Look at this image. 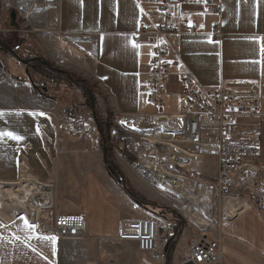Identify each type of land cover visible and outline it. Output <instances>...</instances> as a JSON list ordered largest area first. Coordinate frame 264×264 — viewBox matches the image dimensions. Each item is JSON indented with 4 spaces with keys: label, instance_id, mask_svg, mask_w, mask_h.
<instances>
[{
    "label": "crops",
    "instance_id": "1",
    "mask_svg": "<svg viewBox=\"0 0 264 264\" xmlns=\"http://www.w3.org/2000/svg\"><path fill=\"white\" fill-rule=\"evenodd\" d=\"M16 4L24 5L21 15L28 19L32 7L28 9L25 2ZM166 9L172 14L169 19ZM34 13L43 54L68 72L94 82L103 114L109 110L122 114L157 112L156 105L148 100L146 81L153 47L145 40L159 26L172 24L182 30L181 19L198 22L199 30H182L161 39L163 45L172 48L165 58L172 64L165 113L182 110V74H192L207 88L222 81L254 78L264 86V0H222L218 14L206 12L205 0H174L167 5L157 0H50ZM215 25L223 31L221 42L212 38ZM14 63L12 58L9 64L15 67ZM5 72L0 73V131L23 139L0 138V184L15 182L24 161L36 177L56 183L59 213L86 217L87 236L55 242L42 239L35 229L25 227V219H15L0 201V264H68L77 252L76 242L87 240L102 248L104 239H116L122 220L138 212L126 206L132 197L112 175L100 137L81 139L58 130V115L70 106L85 104L84 93L74 85H55L54 80L38 88L30 74H19L10 65L5 66ZM167 107L171 111L166 112ZM260 120L258 115H239L241 138L257 140L249 136L262 133ZM100 142L101 149H97ZM260 146V165L264 168V146ZM62 198L64 206H59L57 200ZM214 237L222 240L225 264H264V219L252 207L226 219L223 232ZM177 246L173 257L182 264L186 251L176 255ZM88 264L94 263L90 260Z\"/></svg>",
    "mask_w": 264,
    "mask_h": 264
},
{
    "label": "built area",
    "instance_id": "2",
    "mask_svg": "<svg viewBox=\"0 0 264 264\" xmlns=\"http://www.w3.org/2000/svg\"><path fill=\"white\" fill-rule=\"evenodd\" d=\"M167 5L174 0H157ZM206 12L218 14L222 10V0H205ZM8 10L17 9L21 14L25 12L23 4L14 5L6 2ZM166 17L172 14L166 9ZM179 24L184 31L197 32L199 24L189 19H181ZM182 30L175 25L159 26L157 32L145 40L153 47L151 69L146 81L148 100L155 104L157 112L153 114H122L116 125H111L107 136L114 149H119L120 129L124 132L144 135L140 152L142 160L138 165L143 170V155L146 153L163 152L164 144H158L151 139L153 129L161 130L163 118L169 117L172 125L167 129L171 133V145L181 155H191L203 161L206 156L214 157L218 165V175L210 182L213 198L212 211L223 217L219 226L223 232L226 203L232 202L230 214H237V206H249L256 210L264 219V168L260 165L261 146L258 140L241 138L239 130V115H258L264 101V86L259 78L244 81H222L217 86L204 87L195 81L192 74L181 75L183 91L179 94L182 110L177 114H167L164 111L166 84L172 72V64L166 61V56L172 51L170 45H163L164 35L180 33ZM212 38L221 42L223 31L215 25ZM16 68L21 73L30 74L21 60H16ZM57 85V81L54 82ZM155 116L153 128L141 129L132 127L125 119L136 117L148 122ZM58 130L70 136L89 139L99 136L102 140L100 127L94 116L83 108L73 105L58 115ZM155 127V128H154ZM153 130V131H152ZM164 130V129H163ZM141 132V133H140ZM101 149L102 143H98ZM169 160V166L184 167L177 159L166 155L162 161ZM157 164V162L155 161ZM163 163V162H162ZM144 171V170H143ZM203 170L198 171L202 173ZM181 178V177H178ZM126 177L123 174L116 176L117 184L125 186ZM16 184L7 187L19 194L23 205L17 208L16 218L26 219L30 224L38 227L35 232L38 236H55L56 239H77L87 236L86 217L81 214H62L57 211L56 183L44 181L36 177L28 165L20 162V175ZM197 192V191H194ZM216 195L217 200L214 199ZM126 206L136 216L124 218L118 228L116 240L119 242H134L142 253L159 255L166 260V250L169 244L183 231L182 222L171 214V211L155 212L132 198ZM217 218V217H216ZM217 220V219H216ZM209 230V229H208ZM220 237H209L207 234L194 236L189 240L188 250L182 258V264H217L224 263ZM100 264H112L102 261Z\"/></svg>",
    "mask_w": 264,
    "mask_h": 264
},
{
    "label": "rangeland",
    "instance_id": "3",
    "mask_svg": "<svg viewBox=\"0 0 264 264\" xmlns=\"http://www.w3.org/2000/svg\"><path fill=\"white\" fill-rule=\"evenodd\" d=\"M8 0H0V40L2 42H5L7 44H10L11 47L16 50L22 57L27 54L30 55V57L36 56H42L45 59H47L50 63H53L50 61L49 57L47 55H44L41 46L39 42L37 41L38 33L36 26H35V20H34V12L38 11L41 7L46 6L48 3H50V0H12L15 2L14 5H17L16 3L25 2L27 3V8L31 9V15L28 17V19H25L24 15H21V13L15 9L14 7L10 10L6 9L4 7L5 3ZM15 10L17 11V21L19 24V29H16V27L12 26L11 22V12ZM17 40L19 43H16ZM15 58V62L17 58L7 49H3L0 45V73L3 71L5 72V66L10 65L11 69H14L15 71H18L20 74V71L14 67L13 64H9V61ZM19 60V59H18ZM56 67L60 68L61 70H65L61 68L59 65H56L53 63ZM15 65V63H14ZM26 69H30V75L32 76V79L34 81V84L39 87L40 86H46L48 84L47 78H45L41 74H36L34 70L28 65L25 64ZM67 71V70H65ZM68 72V71H67ZM70 73V72H69ZM74 74V73H73ZM1 75V74H0ZM39 77L41 78L39 81ZM59 79H57L58 83L63 84H70L77 86L72 82L67 76H57ZM0 83H3V81H0ZM44 83L46 85H44ZM90 86V92H88L86 89L81 88L80 86H77L85 96V104L83 105H77L83 108L86 112H90L93 116V109L91 108V101L90 97L92 95L95 96L96 101V109L99 114L104 117L107 122L111 125H116L118 122V118L122 115V113H118L116 111L109 110L107 113L103 114L97 105V85L90 81L88 83ZM93 98V96H92ZM171 111L170 107L166 108V112ZM61 114V113H60ZM258 116H261L260 122L262 123V133L258 136L255 133L250 135L249 138L257 139L262 146H264V101L262 103L261 112L258 114ZM96 120V119H95ZM98 122V121H97ZM109 126V128H110ZM108 128V130H109ZM108 133V131H107ZM120 135H119V149L121 151H127L128 153H110L109 157L114 161L115 165L119 168L118 170H121V172L126 174V181L125 186L121 187L122 190L128 193L126 189V185L131 186L137 193L143 195L144 197L152 200L153 202L160 204L164 206L166 209H171V214H173L175 217L179 218L183 223V231L181 238L178 242L176 255L184 254L185 251L188 250V244L190 237L194 236H202V235H208L209 237H214L216 234H220L221 227L219 224L221 223L222 212H219L218 215L215 214V211H207L206 209L199 208L200 215L203 219L210 222V227L212 226V222H214V226L210 228L209 230H204L197 225H195L190 219L187 218V216L183 213L181 208L178 205H182L187 203L186 199L175 192L165 189L164 187L160 186L159 182L155 179V177L149 172H145L141 169V167L138 165L139 162L142 160V154L140 152V146L141 143L144 142V135L138 134V133H128L124 132L120 129ZM141 133V132H140ZM248 136V135H247ZM109 139V137H108ZM103 141V137H102ZM109 143L112 146V151L114 150V145L109 139ZM105 149V148H104ZM147 155H151L149 153H146ZM127 155L131 156L133 160H130L127 158ZM156 153H154V156ZM128 160L127 164L124 162L125 158ZM123 163H125V166H123ZM218 165L216 163V160L214 157L206 156L204 160L203 165V172L200 174L198 172L194 173L192 171L196 170L195 165H192L188 161V168H183L180 166H176L174 168H171L169 166V160L163 161L162 164V170L163 172H168L171 175L174 176H184L191 182L196 181H203V182H213L217 176L218 171ZM192 170V171H191ZM201 170V166L199 168ZM112 173V172H111ZM117 173H112L113 176H115ZM174 178V177H172ZM155 191L156 194L152 195L153 191ZM129 194V193H128ZM130 195V194H129ZM157 195L160 197L158 198ZM214 199L216 198V195H214ZM65 200L59 199L57 200V204L59 206H64ZM228 205L226 204V209ZM230 206V205H229ZM160 213V211H159ZM227 213V211H226ZM215 217H217V220H215ZM106 243H104V247L99 248L98 245L90 244L89 241H78L76 242V245L74 246L77 249V252L74 254L73 260L69 261L68 264H88L90 260L94 264H100L101 261L110 262L112 264H166V260L161 259L159 255H153V254H144L140 252L138 249V246L134 242H119L115 238H106ZM77 241V240H72ZM180 260L179 258L173 257V264H179ZM62 264V263H61ZM65 264V263H63Z\"/></svg>",
    "mask_w": 264,
    "mask_h": 264
},
{
    "label": "bare ground",
    "instance_id": "4",
    "mask_svg": "<svg viewBox=\"0 0 264 264\" xmlns=\"http://www.w3.org/2000/svg\"><path fill=\"white\" fill-rule=\"evenodd\" d=\"M126 122H128L132 127L135 128H141V129H148L149 127L153 128V123L155 120V116H151L150 120L148 122H145L144 120L136 117H127L125 119ZM172 125V122L169 117L163 118L160 126L162 127L161 130L153 129L155 132L152 133L151 139L155 143L161 142L164 144L163 152H158L154 156V153H151V155L144 154L143 155V170L145 172H149L155 177V179L159 182L160 186L164 187L165 189L171 190L175 192L176 194L184 197L187 201L185 204L178 205L183 213L187 216L190 221H192L195 225L198 227L208 230L214 226V222H212V226L210 227V222L203 219L200 215L199 208L206 209L207 211H212V198H213V192L211 188V184L209 182H203V181H196L191 182L184 176H174L169 174L168 172H163L162 170V159L166 157V155L172 156L174 159H178L184 167L188 168V161L195 165L196 170L192 171L194 173L203 170V161L201 159H197L194 156L191 155H184L180 157L175 150V148L171 145L170 139H172L171 133L167 132V129ZM164 129V130H163ZM152 130V131H153ZM157 162V164L155 163ZM201 166V170H199ZM174 177V178H172ZM181 177V178H178ZM16 184L15 182L10 184H0V201H3L5 205L10 209L11 215L16 218L17 214V208L21 205H23V201L19 194L15 191L8 188V185ZM152 190V189H151ZM152 195L156 194L154 190H152ZM197 191V192H194ZM158 198H160L157 195ZM56 203V201H55ZM232 202H227L228 205L227 209L231 210ZM230 205V206H229ZM249 206H237V212L244 210L248 208ZM226 209V211H227ZM230 212L226 213L225 220L228 219L230 216H232ZM217 218L215 217V220Z\"/></svg>",
    "mask_w": 264,
    "mask_h": 264
},
{
    "label": "trees",
    "instance_id": "5",
    "mask_svg": "<svg viewBox=\"0 0 264 264\" xmlns=\"http://www.w3.org/2000/svg\"><path fill=\"white\" fill-rule=\"evenodd\" d=\"M12 41H11V43H12ZM19 41L17 40L16 43H19ZM36 56H38V55H36ZM23 57L29 58L30 55H28V56L24 55ZM28 65L34 70V72L36 74L43 75L45 78H47V80L57 81V79H59L57 76H67L69 78V75H70L71 78H69V79L72 82H74V84H76L77 86H80L81 88H84L88 92H90L91 88L88 84V83H90V80L83 78L79 75L73 74V73H70L69 75H67L66 72H64L60 68L56 67L53 63H50V65H47L41 60H36V61L30 62ZM92 96H93V98L90 97V101H91L90 105H91V108L94 110V109H96V101H95V96L93 95V92H92ZM93 103H94V106H93ZM95 111H96L95 114L98 118L100 133H101V136L103 137V146H104V148H107V150H108V160L106 161L108 164V167L112 173L118 172V174H122L121 170H118L119 168L115 165L114 161L109 157V155H110L109 152H110V150H112V146L110 145L109 139L107 136V131H108L110 124L107 122V120L104 117H102L99 114V112L97 110H95ZM124 153H128V152L124 151ZM127 158L130 160H133V158L129 155H127ZM118 174H116L115 176H117ZM126 189L132 198L139 201L142 205H144L145 207H147L150 210H159L160 212L171 211V209L170 210L166 209L164 206L157 204V203L153 202L152 200L144 197L143 195L137 193L131 186L126 185ZM181 233L182 232L180 231L177 234L176 238L169 244V246L166 250V264H173L174 251L176 249V246H177L178 240L181 236Z\"/></svg>",
    "mask_w": 264,
    "mask_h": 264
},
{
    "label": "water",
    "instance_id": "6",
    "mask_svg": "<svg viewBox=\"0 0 264 264\" xmlns=\"http://www.w3.org/2000/svg\"><path fill=\"white\" fill-rule=\"evenodd\" d=\"M11 19H12V22H11L12 26L16 27V29H19V24H18V21H17V11L13 10V11L11 12ZM10 44H11V43L7 44V43L2 42V41L0 40V45L2 46V48H3V49L5 48V49H7L8 51H10V52H11V53H12L17 59L21 60L23 63H25V64H29V63L32 62V61L41 60V61H43L45 64L50 65V62H49L47 59H45L44 57H42V56H33V57H29V58H24V57H22V56H21L16 50H14V49L11 47ZM62 71L66 72L67 75L70 74L69 72H67V71H65V70H62ZM69 78H71L70 75H69ZM91 98H92V95H91ZM93 106H94V103H93ZM95 112H96V111H95V109H94V110H93L94 118L96 119V121H98V118H97ZM101 132H102V131H101ZM104 151H105V159H106V161H107V160H108V150H107V148H105ZM189 264H193V263H189ZM217 264H222V263H217Z\"/></svg>",
    "mask_w": 264,
    "mask_h": 264
},
{
    "label": "snow or ice",
    "instance_id": "7",
    "mask_svg": "<svg viewBox=\"0 0 264 264\" xmlns=\"http://www.w3.org/2000/svg\"><path fill=\"white\" fill-rule=\"evenodd\" d=\"M133 47H137V45H133ZM0 114H2V113H0ZM5 135H7L8 137H10L12 139H16V140L23 139V137L20 136V135H18V134H15V133H12V132H3V131H0V138H3ZM24 224H25V227L26 228H33V229H35L36 227H38V226H36L34 224H29L26 219L24 220ZM40 238L45 239V240H49V241H52V242H55V239H56L55 236H50V237L41 236Z\"/></svg>",
    "mask_w": 264,
    "mask_h": 264
}]
</instances>
